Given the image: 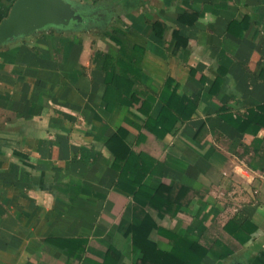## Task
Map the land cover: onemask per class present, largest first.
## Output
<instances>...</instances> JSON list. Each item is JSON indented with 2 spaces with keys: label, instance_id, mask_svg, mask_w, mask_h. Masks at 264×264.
I'll return each instance as SVG.
<instances>
[{
  "label": "crops",
  "instance_id": "1",
  "mask_svg": "<svg viewBox=\"0 0 264 264\" xmlns=\"http://www.w3.org/2000/svg\"><path fill=\"white\" fill-rule=\"evenodd\" d=\"M74 1L119 4L105 29L121 28L140 50V94L106 108V56L117 47L98 28L0 47V264H100L111 249L116 264L138 261L124 233L133 199L115 185L107 146L114 133L129 159L157 161L144 188L189 189L175 216L150 210L157 224L230 250L201 264H264V0ZM13 2L0 0V21ZM163 87L171 107L185 98L191 114L169 132L159 122ZM145 91L158 122L139 111Z\"/></svg>",
  "mask_w": 264,
  "mask_h": 264
},
{
  "label": "trees",
  "instance_id": "2",
  "mask_svg": "<svg viewBox=\"0 0 264 264\" xmlns=\"http://www.w3.org/2000/svg\"><path fill=\"white\" fill-rule=\"evenodd\" d=\"M180 18L183 19L182 16ZM93 31L71 32L73 34L86 32L92 34ZM96 31L107 36L117 47V58L112 59L110 56H106L108 65L105 69V91L103 94L105 106L109 109L111 104L122 103L126 96L128 99L132 98L130 102H127L130 105L132 100L140 94L133 88L139 78V70L133 68L137 67L138 59L135 57H137L140 50L135 47H128L127 41L122 37L124 32L119 27H109L104 31ZM124 85H128L127 91L122 89ZM144 96V106L140 107L139 111L147 117L148 122H158L149 118L150 108L154 102L153 93L145 91ZM169 96L170 91L163 87L160 92V99L164 106L159 114V122L166 132L173 128L178 118L190 117L191 115L184 114L182 110V107L189 100L181 98L178 106L171 107L168 100ZM174 115L176 116L172 117ZM142 139L143 137L140 136L136 143L140 144L143 141ZM107 146L115 157L113 166L119 172L115 185L119 190L131 195L133 199L131 220L124 229V233L130 237L133 250L138 251L140 254L138 261L134 264H201L209 252L220 259L230 253L229 249L224 250L222 253L219 252L217 249L222 245L217 240L213 241L212 245L208 247L198 239L182 235L157 224L151 217L150 210L157 208L171 217L175 216L184 199L187 198L189 189L181 184H173L171 187L162 185L159 186L158 190H147L143 187V179L150 172L151 167L158 165L157 161L143 152L134 155L131 158L132 160L129 159L131 149L119 133H114L109 137ZM139 189L149 193L147 192L144 195L139 192ZM156 233H160L167 239V249L158 247L154 238ZM118 256V252L111 249L100 264H116Z\"/></svg>",
  "mask_w": 264,
  "mask_h": 264
},
{
  "label": "water",
  "instance_id": "3",
  "mask_svg": "<svg viewBox=\"0 0 264 264\" xmlns=\"http://www.w3.org/2000/svg\"><path fill=\"white\" fill-rule=\"evenodd\" d=\"M120 13L119 4L114 2L89 5L74 0H14L7 16L0 21V47L29 42L47 31L104 30L110 17Z\"/></svg>",
  "mask_w": 264,
  "mask_h": 264
},
{
  "label": "flooded vegetation",
  "instance_id": "4",
  "mask_svg": "<svg viewBox=\"0 0 264 264\" xmlns=\"http://www.w3.org/2000/svg\"><path fill=\"white\" fill-rule=\"evenodd\" d=\"M93 29V28H92ZM92 29H90V30H92Z\"/></svg>",
  "mask_w": 264,
  "mask_h": 264
}]
</instances>
